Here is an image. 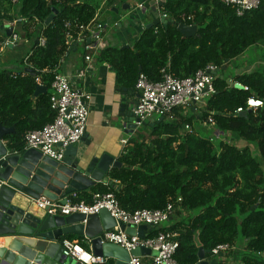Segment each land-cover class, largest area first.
Here are the masks:
<instances>
[{
	"label": "trees",
	"instance_id": "1",
	"mask_svg": "<svg viewBox=\"0 0 264 264\" xmlns=\"http://www.w3.org/2000/svg\"><path fill=\"white\" fill-rule=\"evenodd\" d=\"M102 1L112 5L116 0H0V25L21 20L17 29L23 38H44V45L34 43L20 61L28 72H0V123L13 127V132L3 137L10 140L11 149L23 150L24 133L52 121L50 85L68 52L67 33L75 38L77 26L94 19ZM161 1L159 9L171 24L143 28L131 46L106 47L98 59L115 72L117 86L125 87H135L139 74L159 81L162 68L183 79L214 65L218 69L214 93L196 110L189 108L183 113L175 109L172 121L164 116L146 124L148 140L131 135L127 141L131 147L118 157L121 165L107 172L106 184L92 185V192L112 193L129 212L163 209L171 202L174 211L185 212L180 221L161 228L177 232L174 259L178 264H196L199 247L209 264H226L213 262L211 249L219 244L235 246L239 237L243 250L235 264H264V172L259 162L248 147L213 141L193 127L195 122L211 121L217 131L256 144L264 161V66L230 79L224 74L231 61L264 41V0L242 16L222 0ZM52 9L57 14L45 25ZM181 23L195 25L196 35L183 37L177 30ZM5 38L0 33V48ZM36 77L47 90L33 100ZM252 97L261 100L262 106L247 109L246 116L236 113L239 107L246 110V101ZM183 124L187 130L182 129ZM74 194L67 195L68 199L90 201L86 191ZM65 238L83 241L71 234ZM230 251L235 253V249Z\"/></svg>",
	"mask_w": 264,
	"mask_h": 264
},
{
	"label": "built area",
	"instance_id": "2",
	"mask_svg": "<svg viewBox=\"0 0 264 264\" xmlns=\"http://www.w3.org/2000/svg\"><path fill=\"white\" fill-rule=\"evenodd\" d=\"M150 1L157 5V2L161 0ZM222 1L226 5L233 6L237 16H242L244 13L256 9L260 3V0ZM142 7L143 4L137 6L139 9ZM163 17L166 19V14H163ZM19 22L21 20L5 21L3 23L4 27L12 28V32L9 37L5 38L1 48L18 42L20 36L16 26ZM66 27H70L69 23H66ZM77 29L78 33L75 38L67 33L68 50L74 44L83 45L87 51L84 59L89 62L92 53L97 52L98 44L103 39L106 24L97 22L94 18L87 24H79ZM38 43L41 46L44 45V38L40 37ZM216 70V66L208 65L205 69L197 70L191 76L179 79L174 77L167 68H162L160 70L161 79L157 82H152L144 74H139L135 83V89L138 91L139 96L132 108L135 118L139 120L137 126L141 127V122L146 119H158L168 116L175 109L188 110L196 105H201L206 98L214 93L213 80L215 79L214 72ZM79 76H83V73H79ZM35 81L38 85H42L38 77L35 78ZM89 100L90 95L87 92L76 88L66 75L57 71L51 82L49 94V107L54 112V117L43 128L27 130L24 133L23 150L35 149L43 155L61 161L64 157L65 148L77 144L84 136ZM261 106V100L253 97L248 98L246 110L239 107L236 113H242L247 109H256ZM209 125L213 126V123L210 121ZM122 143H127V140H123ZM180 200L178 198L177 202H180ZM33 201L39 209L44 211L45 215L68 216L73 213L91 215L106 210L115 220L116 226L100 234L102 242L118 245L128 252L136 248H148L154 252L148 261H142L141 256H131L129 264H178L174 259L179 245L177 232L160 228L161 224L167 222L174 212L172 202L167 203L163 209H139L129 212L120 206L115 196L110 192H94L91 194L89 202L83 200L71 201L66 198L65 203H61L58 200H52L44 196L33 199ZM120 224L132 227L147 224L161 230H158L154 236L139 237L136 234H126L120 229ZM61 246L63 248L62 254L65 257L81 264H104L107 261L103 257L93 256L78 240L62 239ZM234 248L232 245L219 244L211 249V255L216 257L234 250Z\"/></svg>",
	"mask_w": 264,
	"mask_h": 264
},
{
	"label": "water",
	"instance_id": "3",
	"mask_svg": "<svg viewBox=\"0 0 264 264\" xmlns=\"http://www.w3.org/2000/svg\"><path fill=\"white\" fill-rule=\"evenodd\" d=\"M161 5L162 1H158L157 7ZM128 7L129 5L123 6L124 9ZM157 7L150 9L155 12ZM147 8L149 3L145 4L144 9L137 10V15L142 18L143 11ZM112 10L118 13L116 8ZM56 14L57 11L52 9L45 25H48ZM158 24L171 22L159 16L145 28ZM177 30L186 38L196 35L195 25L187 26L181 23L177 25ZM11 32L12 28L0 25V33L6 37H9ZM35 43H38V40ZM217 72L218 69L214 74ZM46 90L45 86L37 84L34 95L45 93ZM136 102L121 104L119 116L124 119L122 127L129 134L138 128L139 120L135 118L132 108L130 109ZM246 114L247 111L239 113L240 116ZM149 123V119H146L141 122V126ZM181 127L183 130L186 128L184 124ZM12 131V127H5L0 123V264H81L62 254L63 248L59 239L69 234L82 237L90 246L89 250L93 256L103 257L107 261L111 259L112 264H129L131 256L151 252L148 248H136L128 252L118 245L102 242L100 234L116 226L115 220L106 210L91 215L73 213L62 216L45 215L44 211L38 208L39 213H34L31 208L32 199L44 196L58 200L62 197L60 202L65 203L69 194L86 191L97 182L106 184L105 174L121 164L108 154H102L99 158L78 156L74 145L65 148L61 161H56L35 149H8L2 144V140ZM108 184L111 185V181ZM148 227L147 224L137 227L120 224V229L126 234H136L139 237H143V232ZM197 258L196 264H209L202 247L198 248Z\"/></svg>",
	"mask_w": 264,
	"mask_h": 264
},
{
	"label": "crops",
	"instance_id": "4",
	"mask_svg": "<svg viewBox=\"0 0 264 264\" xmlns=\"http://www.w3.org/2000/svg\"><path fill=\"white\" fill-rule=\"evenodd\" d=\"M149 1L146 2V0H128V2L126 1L127 4L124 2L126 5H129V7L127 8V11L122 14L121 20L128 19V22H126V24L132 27V29L129 26L125 27V25L123 26L117 24L118 22L116 21L113 22L114 29H116V27L119 28L121 34L118 36V38L113 39L115 43L111 45L108 41H106V32L108 29L106 26L105 32L103 34V39L101 43L98 44L97 52L92 53L91 61L87 62L84 59L85 55H87V51L81 44H74L73 48L70 51L68 50V52L60 61V65L57 68V71L66 75L76 88L80 89L83 92H87L90 95V100L88 101V118L86 130L80 142L74 145L77 149L78 156L84 155L88 158H99L102 154H108L118 161V157L122 153H125V151L129 148L130 145L128 143L123 144L122 141H128L129 137L140 128L138 127L136 130L133 131L132 134L127 133V131H125L126 129L122 127L124 119L119 116V114L121 113V104L128 102H136L138 98V91L135 89V87H125L122 85L117 86L115 72L107 63L100 62L98 56L99 52L106 47L123 48L131 46V44L137 39L140 31L145 28L148 23L154 21L159 16H163V13L160 11L159 7H157V5H155L153 1ZM146 3H149V8L143 11V17L140 18V16L137 15V10H139L137 6L139 4H143L142 9H144ZM154 6L157 7V10L155 12L151 11L150 9V7ZM113 8H116L118 10L116 2L112 5H106V2L102 1V3L99 5V8L97 9L95 20L97 22L105 24V22L102 20L101 15L105 14L106 16H108L109 12L115 13L112 10ZM18 33L20 36L18 42H16L14 45H8L7 47L0 48V72L2 70H8L13 74L22 71L28 72L26 68L27 65L25 63H20V61L27 57V55L31 52L33 44L38 39L30 41L26 38H23V35L20 31H18ZM20 47L26 49L25 53L19 59L21 69L17 70L13 66V62L15 61L14 51L16 48ZM81 72L83 73V76H79V73ZM236 72L238 73L239 71ZM231 77L232 76L228 77V79H230ZM37 96H35L33 92V100ZM198 106L199 105L192 107V110H196L195 108H198ZM131 108H133V106H130V109ZM181 110L183 111V113H186V110ZM166 119L168 121L174 120L175 114L172 112L170 115L167 116ZM155 120L157 119L152 118L149 119V122L152 123ZM2 144L5 145L8 149H11V147L9 146V139L3 138ZM106 174L105 177L108 180ZM100 183L104 184L103 182ZM86 193L91 198V194L93 193L92 187H89L86 190ZM70 195L73 196V194H69V196ZM66 198L68 199L69 197L66 196ZM61 200L62 197H59L58 201ZM31 201L33 202V204L31 205L32 211L34 213H39L40 210L36 206L33 199ZM185 214V212L179 214L177 211H174L169 220L165 223H162L160 228L170 227L171 225L180 221L181 215L184 216ZM156 229L157 228L155 227L149 226L143 232V236H147L150 231ZM64 236L59 239L60 244ZM81 244H83L84 247L88 251H90V246L84 240L81 242ZM153 254L154 252L151 251L148 253L141 254L140 256L142 258V261H148L150 260ZM232 257L234 256L224 253L219 256H216L213 262L219 260L226 264H231L229 260L232 259ZM107 262L108 261H106L104 264H106Z\"/></svg>",
	"mask_w": 264,
	"mask_h": 264
},
{
	"label": "rangeland",
	"instance_id": "5",
	"mask_svg": "<svg viewBox=\"0 0 264 264\" xmlns=\"http://www.w3.org/2000/svg\"><path fill=\"white\" fill-rule=\"evenodd\" d=\"M96 1H99V0H96ZM126 1L128 2V0H116L115 1L117 3L118 11H119L117 14L109 12L110 16L109 15L106 16L105 14L101 15L102 20L105 22L108 28L106 32V41H108L111 45L115 43L113 39L118 38V36L121 34V31L119 28L116 27V29H114L113 22L116 21L118 22L117 24H120L123 26L125 25V27L129 26L128 24H126V22H128V19H123L124 21L121 20L122 14H124L127 11V9H123V6L127 4ZM130 28L132 29V27ZM25 49L26 48L20 47V48H16L14 51L15 61L13 62V66L17 70L21 69L19 59L25 53ZM263 66H264V41L247 49L241 56L231 61L230 64L227 66V68L224 70V74L228 78L234 74L260 69ZM236 71H239V72L237 73ZM202 106L203 105H199L198 108ZM193 127H194V130L197 131L201 136L212 138L213 141L224 140V141L234 144L235 146L239 148L248 147L250 152L253 154V157L259 162L260 167L262 171L264 172V161L258 154L256 144L244 141L236 137V135H233V134L221 133L217 131V129H215L214 126L209 125V123H206V125L205 124L203 125V123L195 122L193 124ZM184 130H187V129L185 128ZM148 134H149V129L144 126L140 127L138 129V132H135V136L137 135L143 136V139H145V141L148 140ZM130 147H131V144L129 145V148ZM234 245H235L234 246L235 253L233 254L234 257H232V259L229 260L231 264L232 263L235 264L236 262L240 261L239 259H237L241 257V251L243 250L242 240L240 237L238 238L237 244H234ZM231 252L232 251L228 252L227 254L231 255L230 254Z\"/></svg>",
	"mask_w": 264,
	"mask_h": 264
}]
</instances>
